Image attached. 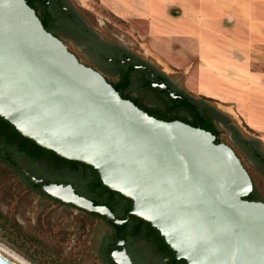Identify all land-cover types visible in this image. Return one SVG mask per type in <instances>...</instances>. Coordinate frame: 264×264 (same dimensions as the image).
Masks as SVG:
<instances>
[{
	"label": "water",
	"instance_id": "obj_1",
	"mask_svg": "<svg viewBox=\"0 0 264 264\" xmlns=\"http://www.w3.org/2000/svg\"><path fill=\"white\" fill-rule=\"evenodd\" d=\"M76 1L121 44L146 53V61L190 94L182 86L183 74L167 68L89 0ZM83 54L99 65L93 55ZM158 87L176 97L164 84ZM205 101L264 153L262 141L243 132L213 101ZM0 119L42 149L88 166L99 184L129 206L118 219L106 206L76 194L70 184L44 183L16 164L46 197L114 226L137 217L183 264H264V200L233 149L215 143V136L197 125L157 119L121 98L99 71L80 62L43 27L25 0H0ZM218 128L264 175L250 150L228 129ZM252 189L263 201L244 199ZM123 236L119 232L116 249L108 254L113 264H130ZM0 264L16 263L0 253Z\"/></svg>",
	"mask_w": 264,
	"mask_h": 264
},
{
	"label": "rangeland",
	"instance_id": "obj_2",
	"mask_svg": "<svg viewBox=\"0 0 264 264\" xmlns=\"http://www.w3.org/2000/svg\"><path fill=\"white\" fill-rule=\"evenodd\" d=\"M70 2L101 37L121 44L120 40L100 26L94 12L82 7L76 0H70ZM89 2L96 12L129 34L167 68L183 74L182 86L186 91L189 92L193 88L196 91L201 90L199 82L207 80L206 75L219 80L220 84H217L218 87L216 86L217 94L223 99L221 101L207 100L213 101L234 119L243 132L259 139L264 145V130L250 128L246 123V118L235 113V83L231 82L233 76L231 73H228L229 76L226 75L221 72V70L225 72L221 67L202 68L197 53L185 56L182 52H168L166 43H153L150 41L151 38L144 35L143 28L145 26L141 21L122 20L97 0H89ZM65 45L80 62L97 70L96 66L75 48L70 39L65 41ZM174 47H179L182 50L184 44L179 43L173 45ZM129 49L146 60V53H141L132 46ZM108 79L114 81L115 78L110 76ZM189 93L193 94V92ZM219 139L235 150V154L264 200V175L247 161L245 153L241 152L224 132L220 131ZM83 226V220L77 214H73L72 209L56 204L53 200L40 195L38 191L30 188L28 183L12 168L0 163L1 245L31 264H103L96 257L95 246L98 234H102L107 229L96 227L94 231L83 232Z\"/></svg>",
	"mask_w": 264,
	"mask_h": 264
},
{
	"label": "crops",
	"instance_id": "obj_3",
	"mask_svg": "<svg viewBox=\"0 0 264 264\" xmlns=\"http://www.w3.org/2000/svg\"><path fill=\"white\" fill-rule=\"evenodd\" d=\"M97 1L122 20L141 21L144 35L153 43H166L168 52H182L185 56L197 53L202 68L221 67L225 70L221 72L228 76L231 73L235 113L245 117L250 128L264 130V6H260L264 0L257 1L258 6L254 0ZM179 43L184 44L182 50L173 48ZM206 76L207 80L199 82L201 90L193 88L189 92L204 100L221 101L223 97L216 89L220 81ZM56 204L69 207L81 217L83 232L96 227L108 232V221L67 204Z\"/></svg>",
	"mask_w": 264,
	"mask_h": 264
},
{
	"label": "trees",
	"instance_id": "obj_4",
	"mask_svg": "<svg viewBox=\"0 0 264 264\" xmlns=\"http://www.w3.org/2000/svg\"><path fill=\"white\" fill-rule=\"evenodd\" d=\"M25 1L29 6H32L30 0ZM40 21L43 27L49 32H51L53 27L55 28V26L59 24L56 20H48L45 22L40 18ZM86 36L94 38L91 33ZM118 50L119 48L115 47L109 51H103L101 53V61L103 62L107 61V58L115 56L113 61H107L106 63L112 67L114 72L117 73V78L114 81H110L108 79L106 80L118 92L121 98L128 99L137 106L136 97L133 96L137 94L143 87L147 86L146 76L142 71L131 67L125 62L120 64V61L123 60V57L118 55ZM135 60L136 63L147 65L146 61L141 58H135ZM148 99L152 102L154 101L152 97ZM161 104H163L164 109L163 111L159 112L160 114L157 111L152 112L148 109L143 111L157 119L164 121L180 120L195 126L194 122L182 120L177 117L178 111H180L179 109L184 108L181 102L165 98V101ZM196 119L197 126L213 134L215 136V143L220 142V131L210 118L206 117L199 111ZM225 121L227 120L225 119ZM232 132L235 138L240 140L241 145L250 150V147L247 144L248 140L242 139L238 130L234 127ZM254 142L257 144V141ZM0 163L12 168V170L20 175L33 190L38 191L37 185L32 184L27 179V177H25L19 171V169L16 167V164H19L31 175L41 178L44 183L52 182L57 184H70L76 194L89 199L94 205L106 206L118 219H123L128 211L129 202L127 199L99 184L95 174L88 166L76 161L60 158L50 151L42 149L30 140L18 135L14 129H12L1 119ZM39 194L46 197L41 193ZM244 199L254 200L253 192L251 191L247 196L244 197ZM53 202L59 203L55 200H53ZM89 215L96 218H102L94 213H90ZM117 229L118 232L116 237L118 236L119 232H123L127 237H132L135 235H142L146 238L153 237L158 246V250L168 256V264H183L181 260L175 261L173 259L170 251L162 243L156 233L148 227L147 223L140 220L139 218L129 216V218L123 224L117 226ZM106 251L107 250L103 251L102 258L107 260Z\"/></svg>",
	"mask_w": 264,
	"mask_h": 264
},
{
	"label": "flooded vegetation",
	"instance_id": "obj_5",
	"mask_svg": "<svg viewBox=\"0 0 264 264\" xmlns=\"http://www.w3.org/2000/svg\"><path fill=\"white\" fill-rule=\"evenodd\" d=\"M32 6H30L38 16V18L47 22L48 20H56L59 24L53 27L51 34L59 38L64 44L65 41L70 39L75 41L78 46V50L83 53H88L93 55L99 62V65L96 66L97 71H99L106 79L108 77H114L116 80L117 73L114 72L112 67H110L106 62L113 61L114 57L107 58V61H101V53L103 51H109L115 47H118V55L123 57V60L120 61V64L125 62L135 69L142 71L147 79V86L143 87L137 94L133 97H136L137 106L142 109H148L152 112L157 111L158 113L163 111L164 107L162 102L165 101V98L173 99L178 102H181L184 108L179 109L177 117L182 120H188L194 122L197 125V114L203 113L206 117L210 118L213 123L216 125H221L228 129L231 133L233 127L238 130V128L232 123V121L227 120L223 115L212 105H210L204 99H196L190 94L186 93L177 83L171 80L164 72L157 69L154 65L146 61L147 65L142 63H136L135 58H141L132 51H130L124 44H120L108 39L101 37L94 29L88 24L86 19L80 14V12L72 5L70 0H30ZM91 35L94 38H90L86 35ZM66 35V38L63 35ZM126 59L131 61V64L126 62ZM143 59V58H141ZM79 60V59H78ZM144 60V59H143ZM80 61V60H79ZM118 70V69H117ZM152 74L151 83L154 86L149 84L147 72ZM163 76H162V75ZM109 80V79H108ZM159 84H164L166 88L172 92L176 97L169 98L164 92L158 87ZM152 97L154 101L152 102L148 98ZM201 100V101H200ZM200 101V102H198ZM198 102V104H197ZM158 103V104H156ZM160 114V113H159ZM218 129V128H217ZM239 132V130H238ZM240 134V132H239ZM234 136V135H233ZM235 137V136H234ZM242 139L248 140L247 144L250 147V151L258 163L262 166L264 165V153L253 139ZM232 148V147H231ZM233 149V148H232ZM235 152V150L233 149ZM39 178V177H38ZM41 179V178H40ZM254 194L255 201H263L258 195ZM109 224V230L103 233L97 240L96 243V255L98 260L103 264H113L109 258L108 254L112 250L116 249V242L118 240L117 226H114L111 223ZM124 235V233H123ZM123 247L125 253L127 254L130 264H168V256L164 253H161L158 250V246L154 241L153 237L146 238L142 235H135L132 237L123 236ZM106 251L107 260L103 257V251ZM177 261V260H175Z\"/></svg>",
	"mask_w": 264,
	"mask_h": 264
},
{
	"label": "bare ground",
	"instance_id": "obj_6",
	"mask_svg": "<svg viewBox=\"0 0 264 264\" xmlns=\"http://www.w3.org/2000/svg\"><path fill=\"white\" fill-rule=\"evenodd\" d=\"M257 1H260V0H254L253 2L257 5V4L260 3V2H257ZM250 3H252V2H250ZM260 6H264V5L260 4ZM255 8H257V7H255ZM260 10L261 9H257V12H259ZM0 253L2 255H4L5 257H7L8 259H10L11 261H13L14 263H16V264H31L30 262L26 261L24 258L19 256L18 254L14 253L12 250H9L8 248L4 247V245H1V244H0Z\"/></svg>",
	"mask_w": 264,
	"mask_h": 264
}]
</instances>
